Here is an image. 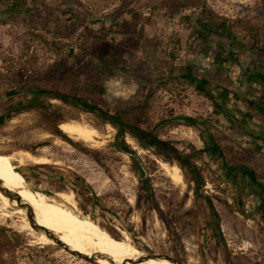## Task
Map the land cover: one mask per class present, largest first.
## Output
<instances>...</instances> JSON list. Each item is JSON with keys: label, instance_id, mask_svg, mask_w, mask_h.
<instances>
[{"label": "rangeland", "instance_id": "1", "mask_svg": "<svg viewBox=\"0 0 264 264\" xmlns=\"http://www.w3.org/2000/svg\"><path fill=\"white\" fill-rule=\"evenodd\" d=\"M14 4L0 0V150H6L0 155L20 149L42 155L45 146L48 156L60 162L21 167L28 188L56 200L60 191L73 192L76 211L86 224H98L111 242L125 243V232L145 253L167 255L183 264H264V218L259 188L250 179L253 175L264 186V156L245 148V133L255 131V122L251 127L242 122L263 116L256 105L264 107V54L259 59L260 52L251 43L256 40L257 47L264 49V0H22L17 7ZM122 6L127 12H121ZM210 13L240 21L236 39L221 42L218 51L204 32ZM94 41L122 48L121 70L107 79L98 78L115 97L101 106L105 113L88 112L52 97L48 84L47 90L37 87L48 77L50 66L101 65L98 56L105 53L103 46L87 55ZM189 65L195 66L198 79L210 81L208 88L221 109L182 78ZM142 74L153 85L140 80ZM150 91L149 123L140 130L169 142L187 165L148 137L141 141L107 121L106 113L114 115L117 103L143 101ZM28 103L34 106L22 110ZM182 117L194 119L196 127L187 126ZM64 121H84L110 134L109 139L93 149L76 143L58 129ZM107 125L114 131L107 132ZM164 163L180 168L183 184L169 178ZM238 165L247 170L230 169ZM139 168L146 174L145 190L135 173ZM78 176L97 197V209L73 191L71 179ZM16 220L0 215V232L5 231L0 238V264H82L58 245L43 243L30 224L24 231L13 227Z\"/></svg>", "mask_w": 264, "mask_h": 264}, {"label": "bare ground", "instance_id": "2", "mask_svg": "<svg viewBox=\"0 0 264 264\" xmlns=\"http://www.w3.org/2000/svg\"><path fill=\"white\" fill-rule=\"evenodd\" d=\"M12 122L13 121H11V123ZM58 129L66 135L69 140L71 139L76 143L82 142L85 145L92 147V149L104 145L108 138L106 135H110L108 133L105 135L100 129L84 121H64L59 124ZM106 131L112 132L114 131V128L107 125ZM45 138H49V136H46ZM39 142L40 141H38V143ZM127 143L129 145H134V141L131 138H127ZM40 150L41 153H43L42 155H34L30 151L22 149L0 155V181L3 183L4 187L11 190L34 209L38 224L55 232L60 236V240L67 246L69 245L74 251L87 256L105 255L118 264L143 257L145 252L138 249L130 236L125 232H122L125 243L111 242L110 236L104 234L98 224H86L83 221L84 218L82 219L76 211L77 203L73 192L60 191L56 193V200L28 188L24 176L18 171L21 167L28 164L60 165L59 161L51 159V157L48 156V150L45 146ZM4 151L6 150H0V152ZM162 167L174 183L179 185L184 183L182 172L178 166H170L164 163L162 164ZM16 205L15 201L11 203L9 199L0 192V215L2 218L11 219L16 217L18 220L13 222V227L19 228L23 231L30 229V227H27L30 223L26 218L25 212L16 208ZM31 229L36 232L32 226ZM38 234L43 240H45L43 243H54L44 234ZM54 245L56 244L54 243ZM118 248L123 249L121 251H116L115 249ZM78 261L82 264L86 263L82 261V259ZM98 264H108V261L106 259H100ZM142 264L162 263L156 260H149Z\"/></svg>", "mask_w": 264, "mask_h": 264}, {"label": "trees", "instance_id": "3", "mask_svg": "<svg viewBox=\"0 0 264 264\" xmlns=\"http://www.w3.org/2000/svg\"><path fill=\"white\" fill-rule=\"evenodd\" d=\"M22 0H14V7L20 5ZM121 12H127V8L122 6L120 8ZM208 21L204 26V32L212 38V42L215 45L214 51H218L222 48L221 42L224 41H232L236 39V28L239 27L240 21L232 22L225 18L219 17L215 14H207L206 15ZM255 38L256 36L253 35ZM99 43L98 41H94L91 43L89 47V51L87 53L94 55L99 52V48L103 46V50L105 53L99 54V61L101 65L97 67H93L92 65L86 66H79L78 68L74 66L66 67L63 66L59 68V66L53 65L50 66L48 69V77L46 76L44 79L39 80L37 87L41 88L40 90H47L45 89L44 85H50V91L52 97L59 99L63 102L67 103H74L79 105L84 110L88 112H106L104 111L101 106H104L108 103V101L112 102L115 97L111 95L107 91V87L102 86L98 80L101 76L103 79H107L108 75H113L116 70H121L118 67V60L122 55V48L119 45H115L114 43ZM258 42L256 40H252L251 48L258 50L259 59H261V53L264 54V49L257 47ZM215 54V53H214ZM236 60V59H235ZM187 72L182 75L183 79H186L188 82L195 86V89L200 94L204 95L210 101L214 103V105L221 109V106L217 103L218 100L216 99L213 92L208 88L210 81L206 78L198 79L195 74V66L189 65L186 67ZM141 77L140 80H148L147 75H139ZM83 78V79H82ZM151 79L148 80V83L152 84ZM44 87V88H43ZM36 88V87H34ZM16 93L15 91L13 94ZM43 94V93H42ZM152 92L150 91L146 98L143 101H138L135 103L127 104V103H117L115 105V112L114 115H105V117H113L115 120L119 121L118 123H112L119 128H125L126 130H131L130 128H134L137 130L141 129L143 124L149 123L148 117V106H149V98L151 97ZM250 105H255L253 102H250ZM34 106V103H28V105L23 106V109L29 108ZM258 110L264 112V107L256 105ZM183 121L186 123L187 126L196 127V121L191 117H182ZM131 133V131H130ZM132 134V133H131ZM150 141L153 145L172 151L176 154L177 160H180L187 165V160H181L179 157V153L176 149H174L169 142L162 141L158 138L151 137ZM212 148H216V144L212 143ZM131 157L135 158V154L131 151L125 150ZM232 171L236 170H247L244 166L238 165L236 168H230ZM19 171V170H18ZM20 172V171H19ZM21 173V172H20ZM136 175L139 177L140 182L142 183V189L145 186V176L146 174L142 171L141 168L135 169ZM251 180L255 181V185L259 188L258 197L261 200L260 211L261 216L264 218V186L261 184L253 175L250 177ZM73 191L76 193L78 197H80L83 203L89 205L93 209H97L99 207L97 203V197L92 193V189L90 185L82 178V177H75L71 179ZM196 184L198 187L202 185L201 179L196 178ZM92 193V196L89 195ZM82 209L85 210V207L82 206ZM92 214V213H88ZM215 216L218 215L215 213ZM124 231L127 233H131L127 227H122ZM5 234V231L0 232V238ZM6 238H8L6 236Z\"/></svg>", "mask_w": 264, "mask_h": 264}, {"label": "water", "instance_id": "4", "mask_svg": "<svg viewBox=\"0 0 264 264\" xmlns=\"http://www.w3.org/2000/svg\"><path fill=\"white\" fill-rule=\"evenodd\" d=\"M106 119L111 124L113 122L119 124V121L115 120L111 116L106 117ZM130 129H131L130 131H131L132 135L134 137H136L137 139H140L141 141H143V139L147 137V135L144 134L141 130H137L134 128H130ZM0 192L4 196H6L11 203H13L14 201L16 202V204H17L16 208L21 209L25 212L26 218L28 219L32 228L37 233L44 234L48 239H50L56 245H58L59 247L64 249L67 253L71 254L72 256H74L78 259H82V260H85V261L93 263V264H98V261L100 259H106L108 261V264H118V263H115L112 259H110L108 256H105V255L87 256V255H84L80 252L72 250L69 246H67L66 244H64L60 240V236H58L53 231L47 229L46 227L38 224V222L36 220L34 209L29 204H27L25 201H23L20 197H18L15 193H13L11 190L4 187V185L1 181H0ZM149 260H156V261L166 260L172 264H183L180 261H178V260H176L170 256H167V255L149 254V253H145V255L143 257H139L138 259L124 261L123 263H120V264H142V263L147 262Z\"/></svg>", "mask_w": 264, "mask_h": 264}, {"label": "crops", "instance_id": "5", "mask_svg": "<svg viewBox=\"0 0 264 264\" xmlns=\"http://www.w3.org/2000/svg\"><path fill=\"white\" fill-rule=\"evenodd\" d=\"M235 103H237L236 100H233ZM262 117L257 118H253V119H245L243 120V124H247L251 127V122L253 120V122H255V125L253 126V129L255 131H250V130H245V140H247V146L245 144V148L252 150L255 153H261L264 156V112H262Z\"/></svg>", "mask_w": 264, "mask_h": 264}, {"label": "flooded vegetation", "instance_id": "6", "mask_svg": "<svg viewBox=\"0 0 264 264\" xmlns=\"http://www.w3.org/2000/svg\"><path fill=\"white\" fill-rule=\"evenodd\" d=\"M148 139H150L151 137L149 135H147Z\"/></svg>", "mask_w": 264, "mask_h": 264}]
</instances>
